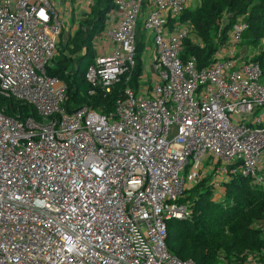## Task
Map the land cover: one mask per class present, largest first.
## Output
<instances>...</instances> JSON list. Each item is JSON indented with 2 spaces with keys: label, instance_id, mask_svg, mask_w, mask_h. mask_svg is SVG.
Returning <instances> with one entry per match:
<instances>
[{
  "label": "built area",
  "instance_id": "2783aa9c",
  "mask_svg": "<svg viewBox=\"0 0 264 264\" xmlns=\"http://www.w3.org/2000/svg\"><path fill=\"white\" fill-rule=\"evenodd\" d=\"M94 1L0 0V264H196L166 242L167 222L191 215L187 192L204 174L214 199L235 177L264 189V81L237 50L245 26L200 68L181 57L190 0H113L85 81L89 96L116 91L114 109L69 111L50 71Z\"/></svg>",
  "mask_w": 264,
  "mask_h": 264
},
{
  "label": "trees",
  "instance_id": "16d2710c",
  "mask_svg": "<svg viewBox=\"0 0 264 264\" xmlns=\"http://www.w3.org/2000/svg\"><path fill=\"white\" fill-rule=\"evenodd\" d=\"M245 1L210 0L206 3L202 0L201 6L187 8L179 18L180 21L191 22V35L183 43L182 59L193 56L200 68L212 63L215 53L228 42L226 33L233 30L239 16L243 17L242 22L246 26L241 34L239 45L254 40L251 22L255 18L263 22L261 16L254 15L264 14V0H257L258 3L252 7L250 2ZM112 2L113 0H95L90 12L80 20L78 30L67 39L65 45H60L59 55L54 59L55 66L50 73L66 83L69 111L81 105L89 106L103 114L114 109L118 96L116 91L104 96L100 90H97L94 96H89L90 88L85 81V72L95 55L91 44L92 39L103 30L105 15L111 9ZM238 4L242 6L238 7ZM248 9H251L249 14ZM236 10L239 12L238 17L234 14ZM224 11L227 13L226 26L217 40H213L215 19L219 18ZM141 40L142 37L138 35L134 79L141 70L143 51ZM68 47L76 51L73 59L65 56ZM251 60L261 68L264 81V51L253 55ZM3 102L10 105V111L19 106L21 111L31 113L28 107L16 105L7 100ZM224 190V194L219 199H214L209 176L187 192L184 202L188 204L191 215L185 221L169 220L167 222L168 250L178 259L191 260L196 264H243L249 258L257 259L264 264V235L258 231L260 227L258 229L253 227V223L258 220L263 221L264 227V199L257 200L259 197L264 198V189L251 185L247 179L235 177L224 185ZM243 208H248L247 215L242 214V218L236 221V225L233 227L224 225L234 213L242 212ZM172 222L182 223L179 225L178 234L169 232ZM185 225L189 226L190 230ZM212 228L214 233H210L209 229ZM223 231L225 234L222 233ZM180 240L183 241L182 244L177 245Z\"/></svg>",
  "mask_w": 264,
  "mask_h": 264
},
{
  "label": "rangeland",
  "instance_id": "374dc122",
  "mask_svg": "<svg viewBox=\"0 0 264 264\" xmlns=\"http://www.w3.org/2000/svg\"><path fill=\"white\" fill-rule=\"evenodd\" d=\"M203 1H206V3H208L210 0H203ZM245 2H250V7H252V6H254V5H256L258 3L257 0H246ZM202 4H203L202 3V0H190L189 7L188 8L189 9H193V8H196V7L201 6ZM237 6L238 7H241L242 5L241 4H238ZM250 10L251 9H248V14L250 13ZM238 13H239L238 10L234 11V14L236 16L239 15ZM254 16L255 17L261 16L262 19H263V22H260V20L258 18H255V19L252 20V22H251V24H252L251 31L254 33L253 34L254 37H255L254 40L248 41V42L244 43V45H238L237 46V50H239L240 51V54L243 55V56H248V55L253 56V55H257L258 53L264 51V14H262V15H256L255 14ZM226 19H227V13H226V11H224L219 18L215 19V25L213 26L214 27L213 28L214 29L213 30V34L211 33L213 35L212 36V39L213 40H217L218 35L221 34L222 31L224 30V28L226 26L225 25L226 24ZM242 19H243L242 16H239L237 18V20H236V25L237 26H241V25L242 26H245L244 25V22H242ZM190 21H191V18H190ZM179 22H181L180 24L186 23L187 25H189L191 27V22H189V21H185V22L184 21H179ZM245 28H246V26L244 27V29L242 30V32L245 30ZM66 33H67V31H64V33L62 35V38H61L62 42L67 39ZM232 33H233V30H231V31L229 30L226 33V37L228 38V41L230 40V38H231L230 35ZM193 39H195V38H193ZM99 43H102V41H100ZM228 47H229V45H225V49H228ZM65 53H66L65 56L67 58H72L73 59L76 56V51L73 50V49H71V47H68V49L65 51ZM225 55H227V53ZM173 132H174V127H172L170 129V135H172ZM205 175H206V177H209L210 176L209 174H204V176ZM184 198H185V196H184ZM260 199H264V198L259 197L257 200H260ZM246 211H248V208H243L242 212H240V213H234L232 215L231 219L228 222H225L224 225L229 226V227H233L234 225H236L235 224L236 221L238 219H241L242 218V216H243L242 214L247 215L246 214L247 213ZM188 218H190V215H189ZM188 218L185 217L184 219H180V220H176V221H185ZM262 223H263L262 220L255 221V223H253V227L255 229H258L260 227L261 229H259L258 231L260 233H263V235H264V232H263L264 231L263 230L264 227L262 226ZM181 224L182 223L172 222L170 224V227H169V232L170 233H176V234H178V229L180 228L179 225H181ZM185 227L190 230V227L189 226H186L185 225ZM209 230L211 231L210 233H214L213 228L212 229H209ZM207 232H209V231H207ZM191 233H193V232L191 231ZM222 233H224V231ZM183 239H184V237H183ZM170 242H172V241L170 240ZM182 242L183 241L180 240L179 242H177V245L178 244H182Z\"/></svg>",
  "mask_w": 264,
  "mask_h": 264
},
{
  "label": "crops",
  "instance_id": "0c3cea01",
  "mask_svg": "<svg viewBox=\"0 0 264 264\" xmlns=\"http://www.w3.org/2000/svg\"><path fill=\"white\" fill-rule=\"evenodd\" d=\"M75 0H54V3L56 4L57 7L61 8L69 4H73ZM67 39L69 38V35H66ZM62 38V37H61ZM67 39L63 41V45L66 44ZM66 54V53H65Z\"/></svg>",
  "mask_w": 264,
  "mask_h": 264
}]
</instances>
